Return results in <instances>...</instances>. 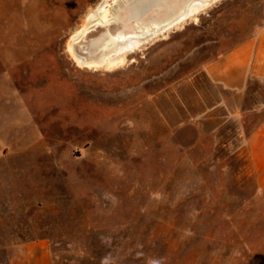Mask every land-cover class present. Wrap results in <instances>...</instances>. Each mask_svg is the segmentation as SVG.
<instances>
[{"label": "rangeland", "instance_id": "374dc122", "mask_svg": "<svg viewBox=\"0 0 264 264\" xmlns=\"http://www.w3.org/2000/svg\"><path fill=\"white\" fill-rule=\"evenodd\" d=\"M97 2L0 0V264L34 239L51 264H264L247 145L264 75L234 92L204 72L264 44V0L197 9L109 70L67 51ZM120 24L89 27L73 51L95 58L90 42Z\"/></svg>", "mask_w": 264, "mask_h": 264}, {"label": "bare ground", "instance_id": "6f19581e", "mask_svg": "<svg viewBox=\"0 0 264 264\" xmlns=\"http://www.w3.org/2000/svg\"><path fill=\"white\" fill-rule=\"evenodd\" d=\"M216 1L183 0L176 11H164L162 15L145 21L147 14L145 10L149 5L146 0H98L86 15L81 27L70 36L67 51L78 65L108 70L115 68L122 64L129 51L136 50L135 47H140L156 35L163 34L172 27L181 24L188 17H193L197 9L206 8ZM121 18L124 19L121 21ZM116 22H121V29L115 35L105 34L90 42L91 55L95 54V58L87 59L73 51L71 43L79 41L89 27L108 26ZM138 23L141 24V27L138 26ZM134 28L136 30L131 35H127Z\"/></svg>", "mask_w": 264, "mask_h": 264}, {"label": "crops", "instance_id": "0c3cea01", "mask_svg": "<svg viewBox=\"0 0 264 264\" xmlns=\"http://www.w3.org/2000/svg\"><path fill=\"white\" fill-rule=\"evenodd\" d=\"M208 79L223 89L239 92L250 77L264 75V44L245 42L204 67ZM248 153L257 182L264 183V121L247 137ZM6 264H51L44 239L10 244L5 250Z\"/></svg>", "mask_w": 264, "mask_h": 264}, {"label": "water", "instance_id": "95a60500", "mask_svg": "<svg viewBox=\"0 0 264 264\" xmlns=\"http://www.w3.org/2000/svg\"><path fill=\"white\" fill-rule=\"evenodd\" d=\"M142 1H145V0H142ZM181 1L183 0H146V2H149V5H148V8L145 10V12L149 14L147 16L148 18L145 17V21L147 19H153V18H156L162 15L164 11H169V10L176 11ZM151 14H153L152 18L150 17ZM123 19L124 18H121V21ZM129 25L131 29L132 28L131 22L129 23ZM138 26L141 27V24L138 23Z\"/></svg>", "mask_w": 264, "mask_h": 264}]
</instances>
